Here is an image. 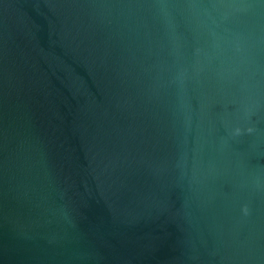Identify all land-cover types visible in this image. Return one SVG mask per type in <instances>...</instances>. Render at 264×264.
<instances>
[{
    "label": "water",
    "instance_id": "obj_1",
    "mask_svg": "<svg viewBox=\"0 0 264 264\" xmlns=\"http://www.w3.org/2000/svg\"><path fill=\"white\" fill-rule=\"evenodd\" d=\"M0 264H264V0H0Z\"/></svg>",
    "mask_w": 264,
    "mask_h": 264
}]
</instances>
